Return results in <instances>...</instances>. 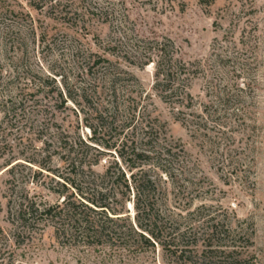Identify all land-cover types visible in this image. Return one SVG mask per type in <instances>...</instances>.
<instances>
[{
    "label": "rangeland",
    "instance_id": "obj_1",
    "mask_svg": "<svg viewBox=\"0 0 264 264\" xmlns=\"http://www.w3.org/2000/svg\"><path fill=\"white\" fill-rule=\"evenodd\" d=\"M55 4L108 6L111 15L63 20L50 8ZM44 5L35 10L28 0H0V260L184 264L160 246L136 256L118 251L102 262L106 249L62 247L50 228L30 247L17 248L11 240V200L26 195L54 203L63 190L62 180L41 165L80 178L61 161L59 141L74 146L82 165L98 161L95 172L108 167L116 176L121 168L128 176L120 153L127 163L133 160L128 145L134 139L140 149L166 143L179 149L166 166L179 180L197 182L193 207L204 203L221 217L238 219L253 263L264 264V0H46ZM98 57L109 61L94 65ZM180 62L187 70L175 73L172 67ZM157 67L171 71L175 91L165 92L164 83L157 87ZM129 105L136 107L138 129L153 126L149 138L117 127ZM45 143L52 145L48 152ZM143 168L163 175L152 165ZM127 208L132 218V205Z\"/></svg>",
    "mask_w": 264,
    "mask_h": 264
},
{
    "label": "trees",
    "instance_id": "obj_2",
    "mask_svg": "<svg viewBox=\"0 0 264 264\" xmlns=\"http://www.w3.org/2000/svg\"><path fill=\"white\" fill-rule=\"evenodd\" d=\"M28 2L33 9L41 10L46 0ZM50 8L63 20L92 16L104 19L111 15L108 6L55 4ZM108 61L105 57H98L93 64ZM172 68L175 73L187 70L184 62ZM170 75L171 71L167 73L157 67V87L164 83L169 88L165 92L170 90L171 93V89L175 91L176 88L170 84ZM186 97H190L187 92ZM183 100L185 97L180 98V103ZM135 116L136 107L129 105L125 116L116 121L117 127L128 130L127 133L138 131L144 138H149L153 126L146 123L138 129L134 124ZM51 146V143H45L43 152H48ZM128 147L133 156L131 163H127L121 153L120 157L127 164L129 175L126 176V171L119 168L118 175L113 176L108 167L102 173L95 172L96 160L82 165L74 146L59 141L55 148L61 161L71 166L75 176L80 178L77 181L74 176L55 173V169L41 165L62 180L63 190L58 192L59 199L54 203L36 202L26 195L9 202L7 216L14 246L30 247L46 228H50L56 243L62 247L90 248L97 253L106 249L102 262L111 260L113 253L118 251L119 256H136L160 246L184 264H254L247 252L250 240L239 220L234 216L232 219L221 217L204 203L193 207L195 199L192 192L197 182L186 177L179 180L166 166L176 160L179 149L172 143L163 144L157 150L140 149L134 139ZM181 150L183 152V148ZM154 158L163 163L154 162ZM146 164L157 167L163 175L151 174L150 169L143 168ZM128 203L133 208L132 218ZM12 254L13 251L11 257ZM0 264H4V259Z\"/></svg>",
    "mask_w": 264,
    "mask_h": 264
}]
</instances>
